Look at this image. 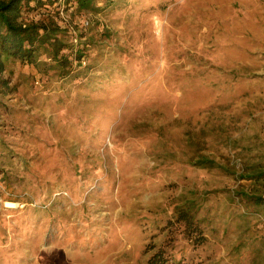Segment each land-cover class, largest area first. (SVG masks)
Listing matches in <instances>:
<instances>
[{
    "label": "rangeland",
    "instance_id": "374dc122",
    "mask_svg": "<svg viewBox=\"0 0 264 264\" xmlns=\"http://www.w3.org/2000/svg\"><path fill=\"white\" fill-rule=\"evenodd\" d=\"M94 5L23 14H58L69 77L0 74V264H264L249 183L192 165L264 152V0ZM189 193L200 246L172 220Z\"/></svg>",
    "mask_w": 264,
    "mask_h": 264
},
{
    "label": "trees",
    "instance_id": "16d2710c",
    "mask_svg": "<svg viewBox=\"0 0 264 264\" xmlns=\"http://www.w3.org/2000/svg\"><path fill=\"white\" fill-rule=\"evenodd\" d=\"M54 2L66 8L74 6L79 11L99 10L94 5L95 0H0V74L5 71L9 60L29 65L40 75L53 73L65 78L74 72V62L79 65L83 50L77 45L73 51V46L67 41L68 28L59 24L58 14L48 11L31 20L23 18L25 12L48 7ZM88 68L84 67L81 71L86 72ZM192 165L217 169L234 177L236 181L248 182L246 190L240 186L236 193L252 208L250 212L264 215V152L247 157L239 172L230 161L220 164L206 155L198 154ZM199 199L195 193L181 196L172 210L173 222L182 226V233L197 246L205 241L197 220ZM162 260L163 252L158 250L149 264H161Z\"/></svg>",
    "mask_w": 264,
    "mask_h": 264
}]
</instances>
